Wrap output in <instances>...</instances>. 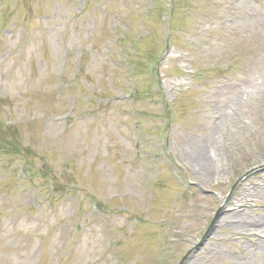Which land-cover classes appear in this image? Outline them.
<instances>
[{
    "label": "rangeland",
    "instance_id": "374dc122",
    "mask_svg": "<svg viewBox=\"0 0 264 264\" xmlns=\"http://www.w3.org/2000/svg\"><path fill=\"white\" fill-rule=\"evenodd\" d=\"M2 121L0 264H264V0H0Z\"/></svg>",
    "mask_w": 264,
    "mask_h": 264
},
{
    "label": "bare ground",
    "instance_id": "6f19581e",
    "mask_svg": "<svg viewBox=\"0 0 264 264\" xmlns=\"http://www.w3.org/2000/svg\"><path fill=\"white\" fill-rule=\"evenodd\" d=\"M191 156L193 157L191 165L193 167L194 172L196 173L195 177L198 178L200 181H203L205 177L206 179L208 178V174H211L212 172L211 167H213L214 169V166L217 168L216 173L218 175H221V168L219 166H216V159L214 155H210L208 154V152H205L203 149L200 148L195 152V154H191ZM202 175H204L205 177H203ZM249 203L251 202H245V200L240 199L234 205H227L222 215L221 223L229 227L235 226V231H240L242 233L241 238H244L245 233L250 234L247 238L249 239V242H254L255 240H253V237L258 238V236H261L257 233L258 228L256 227V225H248L246 223V220L248 218L245 217L244 213L247 210V206L250 207L252 205Z\"/></svg>",
    "mask_w": 264,
    "mask_h": 264
}]
</instances>
